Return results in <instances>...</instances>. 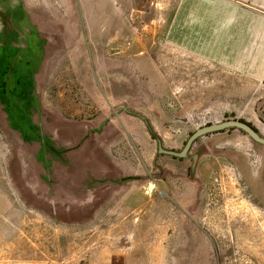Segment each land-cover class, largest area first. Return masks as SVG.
<instances>
[{
  "label": "rangeland",
  "instance_id": "rangeland-1",
  "mask_svg": "<svg viewBox=\"0 0 264 264\" xmlns=\"http://www.w3.org/2000/svg\"><path fill=\"white\" fill-rule=\"evenodd\" d=\"M10 3L35 37L0 67V264H264V145L152 136L264 137L262 31L225 2Z\"/></svg>",
  "mask_w": 264,
  "mask_h": 264
},
{
  "label": "flooded vegetation",
  "instance_id": "flooded-vegetation-1",
  "mask_svg": "<svg viewBox=\"0 0 264 264\" xmlns=\"http://www.w3.org/2000/svg\"><path fill=\"white\" fill-rule=\"evenodd\" d=\"M9 1L10 0H0V2L2 3V6L4 8V9H2V8L0 9V67L3 64L6 66L7 65L12 66V63L14 65L17 64L24 57L22 52L31 49L30 48L31 39H33V36L35 37V35L33 33H27L25 27L21 26V24H18L19 21L15 20V15H18L19 8H18L17 4L14 5L11 3H10V5H11V7H10ZM7 5H8V7H7ZM32 27H35V26H32ZM7 54L10 55L9 59L6 56ZM32 56L33 55H31V58H32ZM6 57H7L8 61L5 60ZM6 63H8V64H6ZM4 71H5V68H0V79L1 78L4 79L3 81L0 80V90L2 92L4 90H6L7 88H10V86L7 84L6 80L12 79V77H9L7 72H4ZM17 80L18 79L16 77L14 80L12 79V81H14L13 82L14 83V89H17V84H19L18 83L19 81H17ZM13 93H14V90H13ZM249 124H251V123H249ZM176 159H180V158H176ZM183 159H185V158H183ZM183 159H180V160H183Z\"/></svg>",
  "mask_w": 264,
  "mask_h": 264
},
{
  "label": "water",
  "instance_id": "water-1",
  "mask_svg": "<svg viewBox=\"0 0 264 264\" xmlns=\"http://www.w3.org/2000/svg\"><path fill=\"white\" fill-rule=\"evenodd\" d=\"M144 120L146 121V124L149 125V122L146 120V118ZM229 129L240 130L245 134H247L256 143L264 145V137L251 124L240 119H230L219 123H212L203 126L201 128H198L195 132H193L190 135L182 150L179 151L164 148L161 139L157 137L156 139L158 143V153L163 155H168L174 158H180V159L188 158L193 144L199 138L210 134L224 132ZM192 160H193V165L191 167V175L195 176V172L198 166L199 156L193 155Z\"/></svg>",
  "mask_w": 264,
  "mask_h": 264
},
{
  "label": "crops",
  "instance_id": "crops-1",
  "mask_svg": "<svg viewBox=\"0 0 264 264\" xmlns=\"http://www.w3.org/2000/svg\"><path fill=\"white\" fill-rule=\"evenodd\" d=\"M182 1V0H181ZM194 6L198 0H191ZM206 2L210 7H216L218 4L225 2L227 7L231 10H226L223 6L224 13L226 14H239L242 22L249 28L262 31L264 35V0H199V2ZM178 7V4H177ZM176 7V13L178 14V8ZM191 14L197 15L196 11L192 10ZM249 25V26H248ZM35 27L39 30L40 24H35ZM37 38L39 39L38 35ZM41 40V39H39ZM264 45V39L261 43Z\"/></svg>",
  "mask_w": 264,
  "mask_h": 264
},
{
  "label": "trees",
  "instance_id": "trees-1",
  "mask_svg": "<svg viewBox=\"0 0 264 264\" xmlns=\"http://www.w3.org/2000/svg\"><path fill=\"white\" fill-rule=\"evenodd\" d=\"M244 121V120H243ZM151 127V129H152V131H153V128H152V126H150ZM234 130V129H233ZM225 132V131H224ZM220 133H222V132H220ZM153 135V137H155V138H157L155 135H154V133H152Z\"/></svg>",
  "mask_w": 264,
  "mask_h": 264
}]
</instances>
